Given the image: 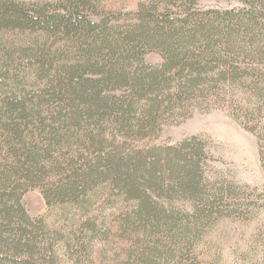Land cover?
<instances>
[{
	"label": "trees",
	"instance_id": "trees-1",
	"mask_svg": "<svg viewBox=\"0 0 264 264\" xmlns=\"http://www.w3.org/2000/svg\"><path fill=\"white\" fill-rule=\"evenodd\" d=\"M204 1L0 0V264H95L108 242L109 264H208V231L264 207V187L215 168L209 138L156 143L223 111L264 172V0ZM35 189L58 223L28 214Z\"/></svg>",
	"mask_w": 264,
	"mask_h": 264
},
{
	"label": "rangeland",
	"instance_id": "rangeland-1",
	"mask_svg": "<svg viewBox=\"0 0 264 264\" xmlns=\"http://www.w3.org/2000/svg\"><path fill=\"white\" fill-rule=\"evenodd\" d=\"M37 1V0H21ZM109 10L134 11L143 0H103ZM234 1L209 0L200 3L202 9L227 10L237 7ZM150 55L147 61L156 62ZM202 135L211 140V153L217 170L224 172L239 184H247L262 190L264 172L260 166L257 140L244 131L223 111L195 113L189 119H180L165 127L159 145H174L181 140ZM22 203L32 218L46 217L51 225L59 222V215L52 214L45 205L39 190H30L22 198ZM203 255L201 261L210 264H242L244 256L262 257L264 254V207L249 221L223 220L215 224L201 241ZM95 264H109L113 257V247L109 242L95 246Z\"/></svg>",
	"mask_w": 264,
	"mask_h": 264
}]
</instances>
